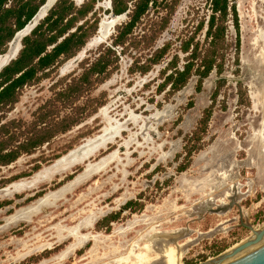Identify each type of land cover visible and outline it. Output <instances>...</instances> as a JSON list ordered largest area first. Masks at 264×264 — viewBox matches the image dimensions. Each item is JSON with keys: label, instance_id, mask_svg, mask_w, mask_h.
Listing matches in <instances>:
<instances>
[{"label": "rangeland", "instance_id": "374dc122", "mask_svg": "<svg viewBox=\"0 0 264 264\" xmlns=\"http://www.w3.org/2000/svg\"><path fill=\"white\" fill-rule=\"evenodd\" d=\"M109 3L70 27L87 31L72 57L0 107L7 146L45 136L0 164V264H196L264 224V0H229L238 30L229 8L221 74L213 69L200 87L193 74L177 91L163 83L166 66L177 56L182 67L189 37L208 45L210 0H157L122 45L112 42L133 7L112 20ZM102 55L112 60L106 71L67 96Z\"/></svg>", "mask_w": 264, "mask_h": 264}, {"label": "trees", "instance_id": "16d2710c", "mask_svg": "<svg viewBox=\"0 0 264 264\" xmlns=\"http://www.w3.org/2000/svg\"><path fill=\"white\" fill-rule=\"evenodd\" d=\"M44 1L39 0L38 3L32 5V0H27L14 8L5 6L8 0H0V54L4 53L7 42L13 38L15 32L31 20ZM129 1L131 0H111V11L116 15L123 13L128 8ZM94 2L95 0H92L76 9L71 0H59L47 17L32 30L31 34L23 38L22 48L17 57L0 71V107L15 103L17 91L35 80L39 71L42 72L54 64L72 57L85 44L87 31L83 25L77 26L73 32H69V30L78 18L85 17L93 9ZM149 2L155 4L156 0L135 1L134 8L130 13V20L118 31L112 45L125 43L126 36L131 33L134 25L147 10ZM210 3L211 14L208 17L205 31L208 45L199 49V43L194 44L193 35L181 43V50L183 52L189 51V56L182 67H177V56L173 57L166 66L171 72L164 76L163 83L169 84V89L172 91L182 88L193 74L198 77L199 87L203 79L213 69L216 70L217 74H221L223 62L221 58H218V55L219 49L224 43L228 9H231L236 30H238L237 14L234 5L229 6V0H210ZM73 10H75L76 15L66 20L73 13ZM203 23V21L199 22L196 30L200 29ZM51 45L53 47L48 49ZM168 47L169 44L166 43L156 51L152 59L153 63H156L166 53ZM237 48L238 40L236 42ZM107 52L113 53L111 46L107 48ZM235 61H238L237 57ZM111 62L112 60H109L107 55H102L96 59L91 66L84 70L78 83L67 87L65 92L68 93L66 95L68 96L70 93L74 95L81 84L88 82L92 73H103ZM163 73L166 72L163 71ZM219 82L222 84L225 80L221 78ZM6 132L5 129L4 133ZM34 136L36 137H30L26 142L17 144L14 148L6 144L11 140L1 137L0 164H9L19 156L21 150L28 151L32 147L41 145L45 140L44 134H35Z\"/></svg>", "mask_w": 264, "mask_h": 264}, {"label": "water", "instance_id": "95a60500", "mask_svg": "<svg viewBox=\"0 0 264 264\" xmlns=\"http://www.w3.org/2000/svg\"><path fill=\"white\" fill-rule=\"evenodd\" d=\"M111 17L117 16L111 13ZM247 227L252 231L251 236L223 248L196 264H264V225L258 230H254L250 225Z\"/></svg>", "mask_w": 264, "mask_h": 264}, {"label": "flooded vegetation", "instance_id": "af4514ba", "mask_svg": "<svg viewBox=\"0 0 264 264\" xmlns=\"http://www.w3.org/2000/svg\"><path fill=\"white\" fill-rule=\"evenodd\" d=\"M11 0H8V2H10ZM59 1V0H58ZM57 0H52V1H50V3L47 5V6H50L51 4H53L54 2V4L52 5V7L48 10V12L46 13V15L42 18V20H44L46 17H47V15L49 14V12H50V10H52L54 7H55V5L57 4V2H58ZM72 2H73V4H74V6L76 7V5H75V3H74V0H71ZM90 1H92V0H88L87 2H85V3H88V2H90ZM98 0H95V2H94V4H93V9H92V11H94L95 12V4H96V2H97ZM135 1L136 0H131V1H129L128 2V8L123 12V13H121V14H115L117 17L116 18H113L112 20H115V19H121V18H123L128 12H129V9H131L130 7H133L134 8V3H135ZM8 2L5 4V6L6 7H10V6H8ZM45 2H46V0L38 7V9H37V11H36V13L33 15V17L31 18V20L36 16V14L38 13V11L40 10V8L42 7V6H44L43 4H45ZM133 3V5L131 4H129V3ZM84 2L80 5V6H78V7H76V9H78V8H80L83 4H85ZM156 3H157V0H156ZM156 3L154 4V3H152V2H149V5H148V8H147V10H149V8L150 7H152L153 5H156ZM132 8V9H133ZM111 9H112V6H111V0H110V3H109V9L107 10L108 12H110V17H111V13H113L112 11H111ZM146 10V11H147ZM145 11V12H146ZM130 12H132V10L130 11ZM144 12V13H145ZM75 13V15H76V12H74ZM74 13H72L70 16H68L67 18H66V20L69 18V17H71V16H75V15H73ZM94 14V13H93ZM114 14V13H113ZM125 14V15H124ZM144 15V14H143ZM112 18V17H111ZM141 18V17H140ZM30 20V21H31ZM65 20V21H66ZM130 20V18L128 19V21ZM30 21H28L21 29H19L18 31H20L19 33H17L18 31H16L15 32V34L17 33V35L15 36V38H14V36H13V38H14V41H15V39L16 38H19L18 39V41H13L12 42V44H11V47H10V49H9V52H10V50L13 52L14 50H15V48H16V50H15V52H14V55L11 57V58H9L7 61H6V59H5V61L4 62H0V71L5 67V66H7L12 60H14L16 57H17V55H18V53H19V51H20V49L22 48V40H23V38H25V37H23L25 34H27L29 31H30V34H31V32H32V30L38 25V24H40V22H41V20L32 28V25H28V23L30 22ZM127 21V22H128ZM126 22V23H127ZM125 23V24H126ZM100 25V24H99ZM112 26V24H111V22L110 21H105V24L103 25V26H101V28H98L99 29V31L100 32H102L103 30H108L110 27ZM75 31V30H74ZM73 32V31H72ZM14 34V35H15ZM13 38L11 39V40H13ZM22 39V40H21ZM62 39V38H61ZM11 40L9 41V42H11ZM20 42H21V46H20ZM7 44H8V46H9V43L7 42ZM6 44V45H7ZM8 46H7V48H6V50L4 51V53L7 51V49H8ZM21 47V48H20ZM53 47V46H52ZM20 48V49H19ZM48 49H50V48H48ZM8 52V53H9ZM4 53H1L0 55H2V54H4ZM7 53V54H8ZM17 53V54H16ZM11 59V60H10ZM7 63V64H6ZM4 64H6V65H4ZM4 65V66H3ZM3 66V67H2Z\"/></svg>", "mask_w": 264, "mask_h": 264}, {"label": "bare ground", "instance_id": "6f19581e", "mask_svg": "<svg viewBox=\"0 0 264 264\" xmlns=\"http://www.w3.org/2000/svg\"><path fill=\"white\" fill-rule=\"evenodd\" d=\"M50 1H52V0H47L46 4H44V6H47V5L50 3ZM54 3H55V2H54ZM51 5H52V4H51ZM51 5H50V6H51ZM19 32H20V31H19ZM19 32H18V33H19ZM18 39H19V38H16L15 41H18ZM15 41H14V42H15ZM15 50H16V48H15ZM15 50H14L13 52L10 50V52H9L7 55H4L3 57H1L2 59H1L0 62L2 63V62L5 61V59H6V61H7L9 58H11V57L14 55ZM263 225H264V224H263ZM251 233H252V232H251ZM179 264H180V263H179Z\"/></svg>", "mask_w": 264, "mask_h": 264}]
</instances>
